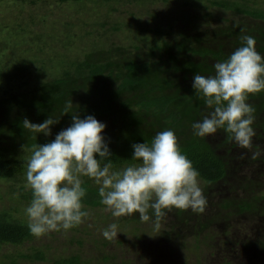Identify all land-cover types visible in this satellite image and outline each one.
Masks as SVG:
<instances>
[{
    "label": "trees",
    "instance_id": "1",
    "mask_svg": "<svg viewBox=\"0 0 264 264\" xmlns=\"http://www.w3.org/2000/svg\"><path fill=\"white\" fill-rule=\"evenodd\" d=\"M60 1L78 5L98 2ZM127 1L150 5L158 2L166 12L176 6L183 9L176 10L177 17L173 20H166V28L152 29L148 28V22L134 20L138 27L131 33L127 24L131 33L125 38L128 42L114 34L113 38L103 36L98 41H87L82 47L84 51L73 52L72 36L67 40L61 38L58 46L70 50L72 55H56L59 70L54 76L37 70L41 76H36L31 84L23 82L20 88L6 90L0 97V179L20 180L25 173V158L31 154L33 145L50 142L70 125V114L61 116L68 99L73 104L72 113L77 112L80 118L93 115L106 125L102 135L112 156L102 163L110 160L117 170L136 163L131 159L133 143L150 142L158 131L171 129L180 151L199 172V186L206 199L204 211L172 209L150 222L139 221L136 214L120 218L112 217L109 212L106 216L100 214L98 218L104 224L115 222L122 229L120 221H133L136 224L132 227L137 230L127 239L130 243L115 241L126 248L108 250V256L101 257L103 263L204 264L203 247L213 259L207 258L211 261L206 264H264V92L249 95L247 101L255 108L252 126L256 135L251 148L238 147L223 129L206 139L193 135L191 129L193 122L210 111L203 97L191 87L194 73L213 75V65L226 59L245 34L255 37V48L264 57V0ZM147 14L158 17L155 11ZM100 26L105 27L106 22ZM119 28L114 25L111 32L116 33ZM14 63L13 76L19 78L25 72L32 73L28 62ZM42 68L47 69L44 63ZM48 68L51 70L52 66ZM49 114L60 117L59 123L51 126V135L34 137L23 128V119L38 124ZM81 179L86 189L84 208L102 209L97 185L87 177ZM8 191L18 193L16 198L27 202L31 199V190L22 186ZM98 218L94 221H100ZM157 224L163 228H157ZM143 225L158 233L151 238L155 240L153 243H144L142 250L157 249L146 259L131 258L127 247L150 238L138 236ZM36 238L29 233L26 221L7 210L0 211V248L17 250L30 245L29 252H19L9 264H21L24 259L28 264L90 263L79 254L58 253V247L53 245L46 244L45 250H36L32 248ZM77 244L81 246V241ZM167 249L172 254L179 251L181 258L163 253ZM5 253L4 258L8 259L9 252Z\"/></svg>",
    "mask_w": 264,
    "mask_h": 264
},
{
    "label": "clouds",
    "instance_id": "2",
    "mask_svg": "<svg viewBox=\"0 0 264 264\" xmlns=\"http://www.w3.org/2000/svg\"><path fill=\"white\" fill-rule=\"evenodd\" d=\"M239 39L240 45L213 65V75L193 74L191 87L210 111L191 129L205 139L223 129L238 147L249 149L256 132L255 108L247 101L249 95L264 92V57L255 48V37L245 34ZM72 108L71 99L66 100L61 116L70 114V125L50 142L33 145L25 162L31 199L24 214L31 235L66 232L88 217L82 203L86 196L82 177L97 185L100 203L114 218L136 214L139 221L150 222L172 209L204 211L199 172L180 151L173 130L158 131L150 142L133 143L131 159L136 163L117 170L110 160L102 163L112 156L102 135L106 125L93 115L80 118ZM59 119L49 114L38 124L25 118L22 125L34 137H47ZM117 232L114 222L102 235L112 238Z\"/></svg>",
    "mask_w": 264,
    "mask_h": 264
},
{
    "label": "rangeland",
    "instance_id": "3",
    "mask_svg": "<svg viewBox=\"0 0 264 264\" xmlns=\"http://www.w3.org/2000/svg\"><path fill=\"white\" fill-rule=\"evenodd\" d=\"M177 9L182 10L183 7L176 6L166 12L164 6L158 2L155 5H150L149 3H133L127 0H108V2L98 0L97 3L86 2L81 5L74 2L62 3L60 0H0V97L4 96L3 93L6 90L20 88L23 82L31 84L36 76H41V72H46L48 76H54L59 70L56 62L59 58L56 55L62 54L64 57L72 55L70 50L58 46V41L61 38L67 40L72 36L71 48H73V52L84 51L82 47L87 45V41H98V39H104L103 36L111 37L116 34L119 39L128 42V38L125 39L130 33L127 24L131 26V33H134L138 27L134 20L140 23L148 22L150 25L148 28H166V20L176 18ZM150 11L151 13L155 11L158 17L149 16L147 13ZM103 22H106L105 27L100 26V23ZM114 25L120 27L116 33L111 32V27ZM148 34L150 35V33ZM76 46L77 48H74ZM22 60L29 63V70H32V73L25 72L18 78L13 76V65L14 61L21 62ZM32 60L35 63H32ZM43 63L47 69L42 68ZM51 66L52 69L49 70L48 67ZM37 70L41 72H37ZM27 158L28 156L25 161ZM18 179L20 180L0 179V211L7 210L17 219L26 221L24 209L29 202L16 198L18 193L16 195L8 191L14 186L15 189H20L21 186L25 190L29 189L26 187L24 174ZM87 212L88 217L80 225L66 232L54 231L37 237L32 248L45 250L46 244L53 245L58 247V253L62 251L66 256L79 254L83 260H88L89 264H105L106 262L103 263L101 257L108 256V250L120 251V248H126L125 244L117 245L115 241L131 239L129 236L137 233V230L132 227L133 224H136L135 222L120 221L122 229L118 228L117 236L105 238L102 233L108 224H104L98 217L100 214L106 216L108 211L103 207L102 209H90ZM94 218H98L100 221L96 222ZM147 226L143 225L139 229L138 236H149L150 238L143 239V242L131 248L127 247L131 258L142 256L143 259H146L150 253L156 251L157 247L153 250L149 248L148 253L142 250L144 243L150 241L153 243L155 240L151 238L158 233L157 230L154 231ZM159 227L163 228L161 225ZM70 240L71 243L68 242ZM77 241H81V246L77 244ZM127 241L130 243L129 240ZM29 246L17 250L10 249V247L0 248V264H9V261L17 257L19 252L23 254L29 252ZM201 249L205 256L204 264H206L207 261H211L207 258H212L207 249L203 247ZM5 252H9L8 259L4 258ZM145 253L147 254L145 255ZM163 253L178 259L181 258L179 251L172 254L167 249ZM139 260L138 262H141ZM21 264H28V262L24 259Z\"/></svg>",
    "mask_w": 264,
    "mask_h": 264
}]
</instances>
